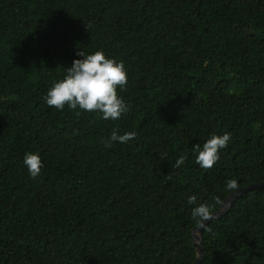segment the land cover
Segmentation results:
<instances>
[{
    "label": "trees",
    "instance_id": "obj_1",
    "mask_svg": "<svg viewBox=\"0 0 264 264\" xmlns=\"http://www.w3.org/2000/svg\"><path fill=\"white\" fill-rule=\"evenodd\" d=\"M80 49L123 61L120 119L47 105ZM224 132L202 169L193 146ZM263 181L264 0H0V264H195L188 197L215 213ZM200 238L199 264H264V187Z\"/></svg>",
    "mask_w": 264,
    "mask_h": 264
},
{
    "label": "clouds",
    "instance_id": "obj_2",
    "mask_svg": "<svg viewBox=\"0 0 264 264\" xmlns=\"http://www.w3.org/2000/svg\"><path fill=\"white\" fill-rule=\"evenodd\" d=\"M77 55L81 59H74L70 67L66 68L64 77L52 85L47 91L44 99L49 107L63 110L65 105L70 109L79 108L84 112H96L102 115L104 120H118L128 111V105L119 95L118 89H125L128 78L127 70L123 61L107 57L102 50L91 54L79 50ZM135 132L119 134L113 130L106 147L111 146V141L127 143L135 139ZM231 140V134L212 133L201 146L195 144L192 151L196 153V163L205 170L211 169L220 159V150L226 148ZM186 155L180 156L173 165L179 168L185 161ZM23 163L28 173L35 178L40 175L43 168V161L38 152H26ZM239 189L236 179H229L226 182V190L233 192ZM219 202V198H217ZM188 204L195 205L192 208L191 216L196 224L204 227L205 221L210 220L213 215L212 207L207 203L197 204V197H188Z\"/></svg>",
    "mask_w": 264,
    "mask_h": 264
},
{
    "label": "water",
    "instance_id": "obj_3",
    "mask_svg": "<svg viewBox=\"0 0 264 264\" xmlns=\"http://www.w3.org/2000/svg\"><path fill=\"white\" fill-rule=\"evenodd\" d=\"M262 187H264V181L261 182V183H255V184H252V185H250V186H248V187H246V188H243V189H241V190H239V191L233 193V194H232L230 197H228L227 200L225 201V203H224V205H223L224 209H223V210H219V211L213 213L212 218H211L210 220L205 221V224L207 225V224H208L211 220H213L214 218H217V217L223 215V214L227 211V209H229V207L232 205V203H233L238 197L242 196V195H243L244 193H246L247 191L252 190V189H255V188H262ZM206 225H205V226H206ZM205 226H204V227H200V226H199L198 229H197V233H194V237H195V239L198 241V244H197V245H198V247H199V249H200V256H199V258L197 259V261L195 262V264H199L200 261H201V258H202V256H203V246H202V244H201L200 234L203 232Z\"/></svg>",
    "mask_w": 264,
    "mask_h": 264
}]
</instances>
